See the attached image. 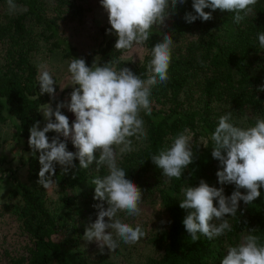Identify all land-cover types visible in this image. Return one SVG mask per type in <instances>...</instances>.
Listing matches in <instances>:
<instances>
[{
	"label": "trees",
	"instance_id": "trees-1",
	"mask_svg": "<svg viewBox=\"0 0 264 264\" xmlns=\"http://www.w3.org/2000/svg\"><path fill=\"white\" fill-rule=\"evenodd\" d=\"M65 1L57 0V3L64 4ZM15 2L26 11L0 26V40L7 43L0 63V123H5L8 118L16 121L17 137L26 140L30 153L23 163L26 180L11 189L9 197L13 203L12 212L31 244L28 255L12 264H107L102 259L89 261L79 248L84 223L67 222L74 212L87 218L97 211L93 205L99 201L93 199L91 180L105 174L106 169L98 171L95 164L89 169L78 168L74 170L73 178L71 173L65 176L57 166L54 177L60 205L57 209L48 206L44 188L36 183L40 165L28 145L29 128L41 120L40 107L48 101V95L40 96L37 69L30 59L37 41L25 19L28 17L32 23L43 27L49 33L47 36L52 38L58 37V30L56 20L48 18L41 10L40 0ZM187 12L195 14L192 0L178 4L175 14L170 15L163 26L152 28L149 40L143 45L146 57L141 63L120 58L123 52L114 49L116 37H106L104 26L100 28L102 41L85 56L89 67L94 56H98L99 64L119 58L118 67H128L140 75L147 72L151 48L162 39V34L168 33L176 39L185 32L196 33L194 38L185 39L173 48L168 70L170 79L152 89V114L141 113L148 139L139 142L136 151L118 159L120 166L127 171V177L142 190L143 196L147 192L155 194L167 217L165 226L150 236L152 246L161 253L150 257L146 264H221L227 248L238 244L240 236L248 234L247 228L258 229L255 234L264 243V188L251 205L239 202L237 217H229L232 231L214 240L201 237L193 242L182 223L186 212L179 207L181 188L187 184L198 186L203 179L210 186H221L216 176L219 162L211 156L213 145L210 139L218 118L232 111L234 121L242 127L254 125L257 117L264 118V92L256 90L264 85V48L260 47L257 38L259 32H264V0H257L253 13L240 24L233 22V14L219 9L212 13L211 20L197 19L189 24L184 19ZM69 57L78 58L76 55ZM61 111L71 125L74 114L66 108ZM185 128L195 138L193 151L197 158L181 179L168 181L152 162L151 155L170 145L171 138ZM46 135L51 138L55 133ZM199 137L204 138L202 143L197 142ZM68 150L75 151L70 141ZM75 163L78 165V161ZM223 187L225 195H231L234 190L232 185ZM60 208L73 211L62 213ZM241 211L243 215H240Z\"/></svg>",
	"mask_w": 264,
	"mask_h": 264
},
{
	"label": "clouds",
	"instance_id": "clouds-1",
	"mask_svg": "<svg viewBox=\"0 0 264 264\" xmlns=\"http://www.w3.org/2000/svg\"><path fill=\"white\" fill-rule=\"evenodd\" d=\"M185 2L100 0L111 25L106 31L116 36L114 49L129 52L143 46L149 40L152 28L163 26L166 19L175 14L177 5ZM6 3L9 15L26 11L15 0H6ZM256 4L257 0H192L195 14L187 12L184 19L189 24L197 19L207 22L219 9L233 14V22L240 24L253 13ZM257 38L260 47L264 48V32H259ZM173 46V37L162 34V39L151 48L147 72L140 75L128 67H118L119 58L104 64L94 61L91 67L83 58H72L67 68L73 86L70 99L58 102L55 109L47 104L40 111L44 117L43 127L37 120L29 128L28 145L40 165L36 183L44 189L55 183L57 166L65 176L71 173L73 178L74 170L78 168L89 169L95 164L98 171L106 169L105 174L91 180L93 199L99 203L93 205L97 210L96 218L89 222L83 235L85 241L97 243L101 254L105 246L115 253L121 242L134 245L146 236L141 225L134 227L119 216V213H125L127 217H138L143 192L127 177V171L118 159L137 150L134 141L143 143L148 139L141 113L152 114V89L170 79L168 70ZM39 67L40 96L47 93L55 100L53 85L56 81L44 65ZM256 90L264 92V85ZM64 108L75 116L71 125L61 111ZM49 132L55 135L49 138L46 135ZM210 139L211 156L219 162L216 176L221 186H210L201 179L198 186L187 184L182 187V199L179 200V207L186 212L182 223L193 242L201 237L214 240L231 232L229 217H237L239 202L251 205L264 188V118L257 117L254 125L242 127L234 121L232 111H228L218 118ZM69 141L75 151L68 150ZM196 158L188 128L172 137L170 145L151 155L152 162L168 181L181 179ZM224 185L234 186L231 195H225ZM247 230L248 234L241 242L227 248L221 264H264V243L255 234L258 229Z\"/></svg>",
	"mask_w": 264,
	"mask_h": 264
},
{
	"label": "rangeland",
	"instance_id": "rangeland-1",
	"mask_svg": "<svg viewBox=\"0 0 264 264\" xmlns=\"http://www.w3.org/2000/svg\"><path fill=\"white\" fill-rule=\"evenodd\" d=\"M41 10L48 18H54L57 24L58 37L47 36V31L40 25L32 23L30 18H26V25L30 26L31 32L37 41L35 48L30 53V59L37 69V77L40 65L53 75L56 81L55 100L48 95V101L40 107V111L47 107V104L54 109L56 104L70 99L69 94L73 90L70 74L67 71L69 56L76 55L78 58L85 59L86 53L96 49L102 41L100 32L101 27L106 30L111 25L108 21V13L103 9L100 0H66L64 4H58L57 0H40ZM25 9V8H24ZM21 13V12H20ZM15 15H9L6 0H0V26L5 25ZM194 32H185L173 38L174 47L182 44L185 39L195 37ZM106 37H116L108 34ZM7 43L0 40V63L5 56ZM69 56H68V55ZM146 57V50L143 46L134 48L129 52H123L120 58L141 63ZM98 56L91 58V66L94 61L98 62ZM38 81V79H37ZM62 88V89H61ZM41 114V127L44 124V117ZM16 121L8 118L5 123H0V264H12L15 260L25 258L28 255V248L31 244L28 236L20 227L16 216L12 212L9 191L19 183L26 180V166L23 164L29 156L26 148L27 142L23 138L17 137ZM193 142L195 141L194 136ZM197 139V138H196ZM204 138L199 137L198 143H202ZM139 142L134 146H138ZM44 195L48 206L52 209L59 208V196L56 186L53 184L48 189H44ZM143 202L140 205L141 214L138 217H127L125 213H119L121 219L130 223L132 226L141 225L146 232V236L134 245H125L121 242L119 249L115 253L110 252L105 246L103 254L96 242H88L83 239L84 231L89 222L94 221L96 212L92 217L83 218L80 214L73 213L72 218L67 222H83V232L79 238V248L84 251L89 261L104 260L107 264H146L150 257H156L161 250L156 249L150 242L151 234L162 229L167 221L155 194L149 192L142 196ZM82 207V203H79ZM73 211V209H71ZM62 213L72 212L65 208H60ZM107 219V218H106ZM163 221V223H161ZM243 233L239 242H241Z\"/></svg>",
	"mask_w": 264,
	"mask_h": 264
}]
</instances>
